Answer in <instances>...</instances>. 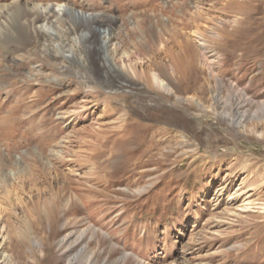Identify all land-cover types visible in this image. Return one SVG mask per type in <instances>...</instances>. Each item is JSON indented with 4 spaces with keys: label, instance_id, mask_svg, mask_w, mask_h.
Here are the masks:
<instances>
[{
    "label": "rangeland",
    "instance_id": "rangeland-1",
    "mask_svg": "<svg viewBox=\"0 0 264 264\" xmlns=\"http://www.w3.org/2000/svg\"><path fill=\"white\" fill-rule=\"evenodd\" d=\"M30 3L55 10L50 16L60 36L51 32L24 45L16 7ZM64 4L95 20L96 33H82L87 42H76L81 33L73 32L68 11L57 16ZM0 5L10 10L0 26V222L7 254L18 264H264V213L232 203L240 189L264 203V136L227 127L222 115L193 116L196 137H164L159 145L148 138L147 146H155L141 158L135 145L115 144L112 154L106 143L123 113L152 125L137 108L145 91L161 105L203 97L197 85L188 94L172 86L167 94L136 77L163 68L176 84L175 64L188 69L183 83L208 91L205 107L219 88L221 100L232 88L244 90L250 115L264 122V0ZM103 33L110 36L106 46L98 42ZM106 97L129 109L108 110Z\"/></svg>",
    "mask_w": 264,
    "mask_h": 264
},
{
    "label": "bare ground",
    "instance_id": "bare-ground-1",
    "mask_svg": "<svg viewBox=\"0 0 264 264\" xmlns=\"http://www.w3.org/2000/svg\"><path fill=\"white\" fill-rule=\"evenodd\" d=\"M16 9L19 12H21L20 14L21 16L18 17L17 20L18 21L17 25L21 27V29H23V31L25 32L26 41H24L25 42L24 45H28L29 47L37 45L38 42L42 40V38L46 37V35L52 37L53 35H51V32L54 33L57 32L58 35L60 36L61 31L58 32V30L55 27L56 25L54 24L53 21H51L52 19L50 16L51 13H55L54 12L55 10L53 9L48 10L47 6H42L40 4H34V3L24 5V7L18 5ZM9 11H10L9 7L7 6L4 7L0 5V26H2V22L6 23V20L10 18ZM56 11H57V16L58 15L62 16L66 11H68V13L73 18V23H74L73 32H75V34L77 35L79 32L81 33V35H79L78 38L76 39L77 43L81 41L87 42L88 37L82 36L83 35L82 33L83 31H85V29H87L86 31H88V34L96 33L95 30L91 28L92 24H94L95 22V20L91 18L92 16L84 14L83 12H77L67 4L58 6L56 8ZM56 20H58L57 25H59L60 19H56ZM98 34L100 35L101 33ZM108 36L109 34L107 35L105 33H103L102 36H98V42L101 44V46L102 45L106 46V44H108V42L110 41V36L109 37ZM56 39L60 41L59 37ZM61 43L62 42H60L58 48L61 47L63 49ZM197 43L200 51H202L203 54H206L208 48L205 45L206 43L205 40L202 37L201 38L199 37L197 39ZM62 49L59 48L58 50L62 51ZM72 50L73 48H71L68 52L74 55ZM104 59L105 62L108 63V56L105 55ZM131 59L128 58L127 59L128 62H131ZM206 61L207 59L206 60L204 59L203 66L208 65ZM136 64L137 63L135 64L129 63L130 67L132 68L136 67ZM175 66L177 68V74L179 75V81L176 84H171L172 76L170 74H166L163 68L160 69L158 73L147 72V76H136V77L141 81H144L146 83L144 84L145 86L155 88L157 91L162 90L167 94L174 92V88L172 87L174 86L178 93L188 94L190 92L197 91L199 92L200 95L204 94L203 97L207 96L208 91L207 90L204 91L201 85L183 83L188 75L187 74L188 69L181 68L178 64H175ZM192 85H197V88L194 91H192L191 88ZM220 91H221L220 88L217 91H213L212 93L213 95L211 96L212 98L210 101L212 103L211 104L209 103L210 105L208 104L207 107L204 106L205 104H207L205 98L203 97L200 98L198 96L195 97L196 95H194L195 99L193 98L192 102H187V104L181 105L180 104L181 102H179L177 103L178 104L177 105L176 103L168 102V105L167 104L161 105L160 103L157 102L155 98L152 97L151 92L145 91L144 96L141 97L138 101L139 103L137 104V108L141 110L139 112V115L144 116L145 119H149L152 122L151 123L152 125H148V126L144 125L137 118L135 119L132 117L127 118V114L123 113L122 117L116 119L115 122L116 124H120L116 127L119 128V131H114V133L111 136H109L108 141L106 142L108 143V151L112 154H115L117 152L115 144L123 143V145L121 144V146L125 147L130 143L136 146V150L139 151V153L136 152L135 155H138V158L139 157L141 158L145 156L147 153L151 152V148L155 146V145L147 146L148 138H150L151 141L152 138L155 139L157 138L154 144L159 145V141H161L164 137H167L166 141H173V139L184 140L186 139L188 133H192L194 137H196L198 133L194 127V120L192 119L193 116L196 117L212 116L218 119V116L222 115L227 127L241 128L243 129L242 131L246 132L247 135L262 138V136H264V122L262 121L255 122V120L257 119L261 120L262 117L261 116L255 117L253 115H250V113L253 110L248 105L249 98L246 95V91L244 90L237 91L234 88H232L230 94L225 100H221L222 97L220 98V94H221ZM106 98H108V103H109L108 110L111 107L116 108V110L119 109L122 111L129 109V107L126 104H115L111 102L112 100L111 97H106ZM261 108H262L261 114L263 115L264 104L263 107ZM249 115H250V120L247 121L249 119ZM110 118L111 117L108 115V120ZM261 127H262L261 130H263L262 132L260 130ZM113 137L115 138L113 139ZM220 165L221 163H218L217 166ZM243 168L244 171H247L248 165H244ZM253 178L256 179L254 176ZM260 178L262 179L259 180L263 181L264 178L263 177ZM252 190L253 189H250V191ZM221 193L216 196L218 199L220 198ZM244 194L246 193L243 192L242 189L234 193V197L232 199L234 201H232V203L234 204L237 202L240 203L236 208L247 212L250 211L251 209H256L258 212L261 211L264 213L263 202L255 203L256 201L251 199L254 195L242 197ZM232 203L230 204L231 206L234 205ZM8 239L9 238L6 228L0 222V264H18V262H16L11 255L6 253V246Z\"/></svg>",
    "mask_w": 264,
    "mask_h": 264
}]
</instances>
